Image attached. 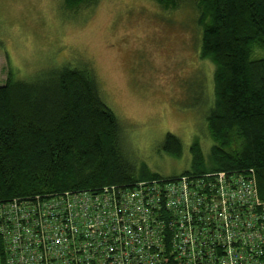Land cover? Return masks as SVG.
<instances>
[{"label": "trees", "instance_id": "16d2710c", "mask_svg": "<svg viewBox=\"0 0 264 264\" xmlns=\"http://www.w3.org/2000/svg\"><path fill=\"white\" fill-rule=\"evenodd\" d=\"M184 1L197 11L199 57L214 66V102L206 116L214 143L209 161L194 143L190 170L172 176L151 173L126 157L123 125L103 102L92 70L68 66L34 81L19 79L10 70L0 86V204L111 185L132 189L139 182L182 176L246 175L250 170L264 200V0ZM63 2L76 10L93 8L99 0ZM156 2L172 10L179 6V0ZM161 150L180 159L182 141L168 134Z\"/></svg>", "mask_w": 264, "mask_h": 264}, {"label": "rangeland", "instance_id": "374dc122", "mask_svg": "<svg viewBox=\"0 0 264 264\" xmlns=\"http://www.w3.org/2000/svg\"><path fill=\"white\" fill-rule=\"evenodd\" d=\"M196 16L184 0L173 10L156 0H99L76 10L63 0H0V86L10 70L34 81L68 66L90 69L123 125L129 161L182 174L194 143L208 161L214 144L206 121L214 66L199 57ZM168 134L182 141V158L162 152Z\"/></svg>", "mask_w": 264, "mask_h": 264}, {"label": "built area", "instance_id": "2783aa9c", "mask_svg": "<svg viewBox=\"0 0 264 264\" xmlns=\"http://www.w3.org/2000/svg\"><path fill=\"white\" fill-rule=\"evenodd\" d=\"M0 264H264L255 172L0 204Z\"/></svg>", "mask_w": 264, "mask_h": 264}]
</instances>
